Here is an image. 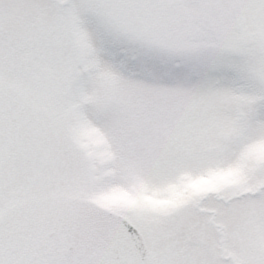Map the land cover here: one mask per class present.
<instances>
[{"label":"snow or ice","instance_id":"6c2138e0","mask_svg":"<svg viewBox=\"0 0 264 264\" xmlns=\"http://www.w3.org/2000/svg\"><path fill=\"white\" fill-rule=\"evenodd\" d=\"M0 264H264V0H0Z\"/></svg>","mask_w":264,"mask_h":264}]
</instances>
